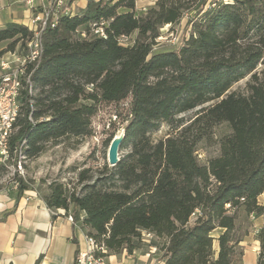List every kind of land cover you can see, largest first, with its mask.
Wrapping results in <instances>:
<instances>
[{"label": "trees", "instance_id": "obj_1", "mask_svg": "<svg viewBox=\"0 0 264 264\" xmlns=\"http://www.w3.org/2000/svg\"><path fill=\"white\" fill-rule=\"evenodd\" d=\"M86 1L43 31L34 95L20 92L0 177L20 154L32 160L72 139L75 148L91 135L100 105L130 98L115 166L73 167L72 187L18 175L17 198L36 191L53 213L80 223L106 257L132 254L149 234L163 264H242L251 224L239 225V216L261 218L256 264H264V69L256 71L264 66V0H156L141 14L135 0ZM185 17L183 42L158 49L161 29ZM92 24H102L105 37ZM30 37L23 25H5L0 55ZM246 77L242 90L228 92ZM162 124L174 133L154 140ZM223 125L228 131L217 135ZM202 148L215 153L202 160Z\"/></svg>", "mask_w": 264, "mask_h": 264}, {"label": "rangeland", "instance_id": "obj_2", "mask_svg": "<svg viewBox=\"0 0 264 264\" xmlns=\"http://www.w3.org/2000/svg\"><path fill=\"white\" fill-rule=\"evenodd\" d=\"M66 6H68L72 13H75L76 6L71 7L68 0H62ZM153 0H141L138 8L135 10L136 14H141L153 6ZM7 0L4 1L2 6L3 10L0 12V18L5 17L7 10L14 14L15 17L22 14L25 10L23 4H18L16 0H9V9H5V4ZM144 7H140V5ZM41 8V7H40ZM38 8V9H40ZM187 17H185L180 23H178L173 28L166 26L161 29V36L158 39L159 46L158 49H174L177 48L188 35V29L186 27ZM135 38V34L131 37L124 40V43H129ZM7 46V43L0 44V51ZM19 45L17 46V48ZM7 53V52H6ZM6 53L0 55V57H6ZM264 69V66L259 65L256 71H261ZM249 77V76H248ZM248 77L234 83L228 92L235 90H242L245 86V83ZM130 98L119 104H109V105H100L97 113L91 119V135L83 137L79 140V144L75 148H71L75 145L76 140L72 139L70 141L62 142L58 145H48L46 151L41 154L39 157L32 160H22L21 169L18 170L9 164L7 168V173L0 177V185L5 184L7 181L9 183L18 177H23L25 179H32L36 183L43 179L47 183H50L53 180H58L72 187L75 174L70 169L73 167H96L101 166L107 162V151L109 145H107L109 139H113L115 136H119L122 132V127L124 124L125 117L127 115L128 103ZM209 106L206 105V107ZM196 111H191L184 115L185 120H190L195 116ZM228 131L227 128L223 125L219 127L216 131L217 135ZM174 131L164 124L154 131L151 137L154 140L164 139ZM124 152H118V158ZM215 153L214 150H204L203 148L199 150V158L204 160L208 156H212ZM16 170V171H15ZM260 203H264V193L259 198ZM251 224L249 227V236L246 238L243 243L244 255L242 258V264H256L257 254L254 250L255 244V234L258 229L259 219L256 217L245 218L243 215L239 216L238 224L246 227L248 224ZM142 238L145 239L141 248L137 250L138 252L145 253L150 250L149 241L150 237L147 234L143 233ZM155 254L161 255V253L155 251Z\"/></svg>", "mask_w": 264, "mask_h": 264}, {"label": "crops", "instance_id": "obj_3", "mask_svg": "<svg viewBox=\"0 0 264 264\" xmlns=\"http://www.w3.org/2000/svg\"><path fill=\"white\" fill-rule=\"evenodd\" d=\"M4 1L0 0V12L4 8ZM8 1L5 9H9ZM16 2L23 4L25 10L17 17L7 10L5 17L0 18V28L9 23L29 26L32 10L26 6L25 0ZM68 2L71 7L76 6V11L72 14L80 13L87 4L86 0ZM140 2L141 0H135L136 9ZM155 2L153 0L151 4L154 5ZM140 7L144 5L141 4ZM4 215L6 216L2 219ZM258 219L259 228L262 220ZM85 236L80 223L70 222L63 210L53 213L36 191H25L17 198L13 182L7 181L0 185V264H73L76 251L85 247ZM255 244L257 254L256 239ZM155 251V248L150 247L145 253L135 251L128 255L123 252L120 255H110L107 260L110 264H163L161 255L155 254Z\"/></svg>", "mask_w": 264, "mask_h": 264}, {"label": "built area", "instance_id": "obj_4", "mask_svg": "<svg viewBox=\"0 0 264 264\" xmlns=\"http://www.w3.org/2000/svg\"><path fill=\"white\" fill-rule=\"evenodd\" d=\"M25 4L33 13L30 24L26 27L31 32V37L14 51L7 52L5 58L0 57L1 163L9 161L8 141L20 113V92L27 89L29 95H34L31 76L40 66L43 57V31L48 26L55 27L60 17L72 15L70 8L62 0H25ZM91 28L95 36L105 37L102 24L99 26L92 24ZM81 36L86 37L84 33H81ZM22 158L20 154L16 166L18 170L21 169ZM67 218L73 222L71 216ZM147 236L151 237L149 234ZM105 254L106 250L102 245L85 236V247L78 251L73 264H110Z\"/></svg>", "mask_w": 264, "mask_h": 264}, {"label": "water", "instance_id": "obj_5", "mask_svg": "<svg viewBox=\"0 0 264 264\" xmlns=\"http://www.w3.org/2000/svg\"><path fill=\"white\" fill-rule=\"evenodd\" d=\"M123 139L124 131H122L119 136H115L111 140L107 151V165L109 167H113L119 162L118 152Z\"/></svg>", "mask_w": 264, "mask_h": 264}, {"label": "bare ground", "instance_id": "obj_6", "mask_svg": "<svg viewBox=\"0 0 264 264\" xmlns=\"http://www.w3.org/2000/svg\"><path fill=\"white\" fill-rule=\"evenodd\" d=\"M120 134H121V133H120ZM120 134H119V135H120Z\"/></svg>", "mask_w": 264, "mask_h": 264}]
</instances>
